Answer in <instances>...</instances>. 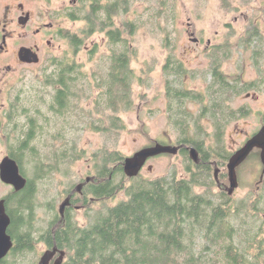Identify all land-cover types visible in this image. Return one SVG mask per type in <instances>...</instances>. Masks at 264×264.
Returning <instances> with one entry per match:
<instances>
[{
	"label": "trees",
	"instance_id": "trees-1",
	"mask_svg": "<svg viewBox=\"0 0 264 264\" xmlns=\"http://www.w3.org/2000/svg\"><path fill=\"white\" fill-rule=\"evenodd\" d=\"M129 3L130 0H82L78 10L67 12L71 20L82 19L86 25L79 31L58 30L73 52L65 65L59 59L57 79L53 78L52 83H63L65 88L58 89L56 105L62 101L61 107L66 105L68 109L74 100L87 93L80 91L84 82L89 83V70L75 56L98 31H105L109 51L105 62L101 59L91 70L95 76L99 71L95 108L99 107L100 112L105 107L117 111L120 103L131 104L130 87L135 79L132 60L137 54L129 45L131 33L127 31L136 23L131 20H125L122 25L115 23L117 16L128 11ZM257 34L253 33L252 45ZM220 45L214 47L211 80L205 90L186 85L192 71L181 60L169 56L164 66L167 118L179 132L176 142L182 145L179 153L188 158L186 175L154 180L139 175L128 177L123 168L125 157L118 151H102L95 168L97 175L85 183L82 195L76 193L75 199L82 200L87 210L99 202L103 208L92 213L85 225L79 224L75 213H64L62 217L56 210L48 228L42 231V239L65 252L62 264H262L264 198L246 203L220 187L229 184L227 162L233 154L224 147V133L231 121L245 115L241 108L230 103L249 89L242 80L231 79L221 69L223 44ZM89 51L93 60L97 46ZM226 53L230 56V47ZM192 103L200 105L199 114L192 110ZM118 117L113 116V127H117ZM206 119L214 131L215 144L211 146L207 144ZM30 138L20 140L24 144L22 148L26 149ZM190 146L200 152V162L191 159ZM40 156L36 153L29 156L34 166ZM216 167L220 169V185L213 175ZM215 186L220 189L218 194L213 191ZM198 187L206 190L198 191ZM121 191H125V199L106 204ZM20 205L19 256H24L32 250L37 207L33 209L32 201L24 198Z\"/></svg>",
	"mask_w": 264,
	"mask_h": 264
},
{
	"label": "rangeland",
	"instance_id": "rangeland-1",
	"mask_svg": "<svg viewBox=\"0 0 264 264\" xmlns=\"http://www.w3.org/2000/svg\"><path fill=\"white\" fill-rule=\"evenodd\" d=\"M13 2H24L25 8L34 12L35 31L40 24L56 23L53 30L49 28L39 35L31 32V40H36L44 48L47 47L46 50L66 59L71 55L73 49L67 39L60 38L58 30L67 28L79 31L85 27L86 21H75L62 15L60 8L69 5L70 0ZM13 2L0 0V16L5 17L7 4L13 7ZM78 6H75L76 10ZM125 20L136 23L130 28L131 31L129 28L127 31L131 33L129 45L135 48L137 54L132 60L135 79L130 87V105L120 103L117 111L102 107L104 110L100 112L99 107L95 108L99 95L96 88L99 71H96L95 76V71L91 70L101 59L105 62L104 58L109 51L105 31L95 32L86 41V48L75 56L77 62L89 70L90 76L87 80L90 84H82L80 92L87 93L83 98L74 100L64 113L56 114L51 111L49 114L56 89L46 86V79L41 81L39 76L42 73L39 71L26 70L25 80L13 92L14 98L19 96L16 99L21 100L16 113L18 117L14 121L19 124L16 130L18 134H23L28 128V116L38 118L36 113L41 111L44 116L52 117L47 125L50 128H40L36 141L37 146L42 148L38 163L42 160L50 162L51 170L49 173H36L35 169L32 171L38 187L37 197L39 194L43 195L36 199L34 227L37 230L33 232L32 250L27 251L24 256L20 255L18 264L39 263L46 249L41 241L42 231L48 228L56 216L55 211H58L64 199V192L74 189L87 176L96 175L95 168L102 151H118L123 157H129L156 142L168 141L170 144H177L179 132L167 118L168 98L165 93L164 66L169 56L181 60L192 71L186 78V85L190 89L205 90L211 80L210 67L214 47L223 44L220 53L223 55L221 69L231 79L239 78L249 87L230 103L234 108H241L245 115L231 121L226 128L223 144L228 152L234 153L241 148L264 122V53L256 60L253 45L250 43L253 33H259L264 39V0H130L128 11L117 16L115 23L122 25ZM14 28L18 33L22 32V28ZM49 40L55 44L51 46L48 44ZM94 46H97V51L91 60L89 50ZM229 47L230 56H227ZM95 69L98 70L97 67ZM45 74L48 76L49 73ZM190 106L197 114L200 113L198 103ZM23 109H28L29 112H24ZM115 115L120 119L116 123L117 127L112 125ZM40 122L43 124V119ZM204 125L206 130L207 127L209 129L207 144L214 145V131L210 121L206 119ZM60 126L65 136L55 141L53 134L61 129ZM187 161L188 158L182 153L155 156L143 166L139 178L154 180L171 175L183 177L186 175ZM261 167L259 158L253 154L238 169L240 183L232 195L234 199L246 203H252L256 199L255 189ZM197 190L204 192L206 188L198 187ZM219 190L217 186L213 188L215 194ZM125 198V191H121L106 204L113 205ZM32 205L35 206L33 201ZM101 208L103 205L99 202L92 209H80L75 213L76 219L80 225H85L90 215ZM261 236L264 240V233ZM261 258L264 264V254Z\"/></svg>",
	"mask_w": 264,
	"mask_h": 264
},
{
	"label": "flooded vegetation",
	"instance_id": "flooded-vegetation-1",
	"mask_svg": "<svg viewBox=\"0 0 264 264\" xmlns=\"http://www.w3.org/2000/svg\"><path fill=\"white\" fill-rule=\"evenodd\" d=\"M8 1L13 2L14 0ZM81 2L82 0H70L69 5L60 8V10H62V15L67 17V12L74 10L75 6H78L81 4ZM7 6L8 9L5 17L3 18L0 16V207L4 205L5 213L10 219L6 233L10 237L12 245L7 254L1 258L0 262L1 264H18L17 262L19 259L20 249V201L22 198H24L26 201H33L37 207L36 199L41 198L43 193L39 194L37 197L38 187L36 179L32 176V171L35 169L36 173H44L51 170L50 162H44L42 160V162L34 166V162L30 161L29 156L33 153L41 155L42 148L40 146L38 147L36 144V141L39 138L37 134H39L40 128H50V126L47 125H49V123L52 121V117H50V115L46 117L41 111H38V113H36L38 118L28 116V128L23 134H18L16 130L18 129L19 124L15 123L14 121L18 117L16 113L19 111L18 109L21 104V100L16 99L19 98V96L14 98L13 92L14 90L16 91V86L25 80L24 77H26L25 74L27 71H39V73H42L39 76L41 81L46 79V86L56 89V93L53 94V103L50 106L51 110L49 114H51V111H54L56 114L64 113L67 110V106L65 105L64 107H61L60 104L62 101L60 104L57 103L56 105L58 89L65 88L64 84L52 83V81L53 78L54 80L57 79V66L59 59L61 64L64 65L66 64L67 59L66 57L58 56L57 54L46 50L47 47L44 48L43 44H39L36 40H31V32L33 34L35 33L39 35L45 31H48L49 28L53 30V28L56 26L55 22L43 23L44 25L40 24V26L35 31V14L32 10H27L25 8L26 5L24 2H13V7L9 6V4H7ZM14 26L22 28V32L20 31L18 33ZM60 38H63L62 35H60ZM255 38L256 39H254L253 42V53L255 59L259 60L260 55L264 53V39L259 33L255 36ZM53 43L54 42L49 40L48 44L52 46ZM23 49H30V51L27 54L26 50ZM35 55H37L38 61H35ZM45 72L49 73L48 76L45 74ZM60 72H62V70H60ZM46 86H44V88ZM14 99L16 104H14ZM23 111L29 112L28 109H23ZM41 119H43V124L40 122ZM263 127L264 122L262 123L261 128L249 138L259 135ZM62 130L63 128L61 127L57 133L53 134L55 141L62 139V137L65 136L64 131ZM31 136L32 139L30 138L25 144L27 145L26 149L25 146L22 148V145L24 144L21 143L20 140L22 139L24 142V138H29ZM261 152V147H255L247 159L237 167L238 173V169L242 168L244 164H246L251 155L255 154L259 158L262 167L259 179L256 183L255 193L257 196L255 200H259L264 197V165L261 160ZM7 158L14 160L17 163L21 175L26 179V185L22 189H18L14 183L6 182L2 178V169ZM96 175L87 176L86 179H84L81 183H86L88 178H91L89 181H93ZM229 184L223 183V186L221 185L220 187H222V189L227 192L226 186ZM76 193H80L82 195L83 192L74 190H71V192H64V199L62 203L69 195H71V204L66 207L64 213H76V211L86 208L85 204L82 203V200L78 199V201L75 199ZM35 206H33V208ZM59 209L58 212L60 214ZM41 241L44 243L46 248L45 252L52 251L55 249V247L57 248V252L50 262V264H54L56 259L60 256V251L62 250L55 245L51 246L45 239H41Z\"/></svg>",
	"mask_w": 264,
	"mask_h": 264
},
{
	"label": "water",
	"instance_id": "water-1",
	"mask_svg": "<svg viewBox=\"0 0 264 264\" xmlns=\"http://www.w3.org/2000/svg\"><path fill=\"white\" fill-rule=\"evenodd\" d=\"M26 50L27 54L30 49ZM35 61H38L37 55H35ZM182 145L175 144H164L160 142H156L154 145L147 146L136 152L133 156L125 157L123 161L124 172L128 177H136L140 174L143 166L146 164L147 160L151 157H155L161 154H177L179 153ZM255 147H261V160L264 165V127L261 129L259 135H256L252 138H249L244 146L239 148L236 152H234L228 161V177H229V185L226 186V190L229 195H233L235 190L239 186L237 167L247 159V157L251 154ZM189 155L191 159L198 163L200 162V152L194 146H190ZM8 165V166H6ZM219 167L215 169V179L219 181ZM264 173V169H263ZM2 178L6 182H11L16 185L18 189H22L26 185V179L21 175L19 171V167L14 160L7 158L5 160L3 169H2ZM91 178L87 179V182ZM85 183H79L75 187L74 191L81 192ZM221 186V185H220ZM71 204V195H69L64 202L60 206V214L64 216V211L68 205ZM2 220V222H1ZM9 216L5 213L4 205L0 207V260L1 258L7 254L12 243L10 237L7 235L6 230L9 224ZM57 252V248L55 247L52 251L45 252L39 260L38 264H50L51 260L55 256ZM65 252L60 251V256L56 259L54 264H62L64 260ZM1 264V262H0Z\"/></svg>",
	"mask_w": 264,
	"mask_h": 264
}]
</instances>
